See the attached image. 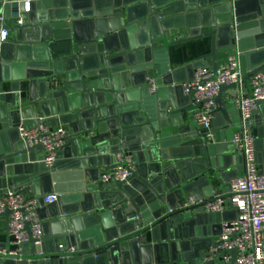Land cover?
Listing matches in <instances>:
<instances>
[{
  "label": "water",
  "instance_id": "1",
  "mask_svg": "<svg viewBox=\"0 0 264 264\" xmlns=\"http://www.w3.org/2000/svg\"><path fill=\"white\" fill-rule=\"evenodd\" d=\"M0 15V198L6 189L59 193L39 208L41 243L28 225L21 257L0 264H237L236 248L230 262L211 253L213 233L205 228L228 212L185 206L193 194H222L216 183L244 173L237 165L244 156L231 142L240 115L223 98H235L236 85L216 96L215 136L207 139L192 112L200 102L182 84L209 63L172 68L170 49L183 46L185 54L207 42L215 73L222 54L238 52L249 81L264 70V0H17L0 2ZM2 27L10 34L4 41ZM39 118L69 127L52 171L43 145L29 147L17 126ZM253 132L264 170V103ZM115 152L131 154L134 171L105 184L99 168ZM64 159L81 178L71 191L56 172ZM10 216L9 209L0 214L8 232Z\"/></svg>",
  "mask_w": 264,
  "mask_h": 264
},
{
  "label": "built area",
  "instance_id": "2",
  "mask_svg": "<svg viewBox=\"0 0 264 264\" xmlns=\"http://www.w3.org/2000/svg\"><path fill=\"white\" fill-rule=\"evenodd\" d=\"M17 0H0L7 4ZM27 5L32 0H25ZM44 1V0H36ZM4 16L0 15V22H4ZM22 23L21 20H19ZM10 34L2 27L1 40H7ZM240 53L228 55L215 73L213 64L209 59L207 66L195 69L193 78L182 84L183 93L200 102L199 107L193 112L194 119L198 123V132L207 139L214 138V120L218 103L216 96L221 87L236 85L235 98L231 101L239 112L240 127L235 132L232 144L235 152L244 156L242 167L243 175H237L229 179L228 191L211 200L199 199L194 194L187 198L186 207H196L207 213H224L235 211V216L225 220L221 225V233L210 248L211 253L221 257L225 262H230L232 256L228 255L230 249L238 251L237 264H264V170L258 160V150L255 147L254 118L264 103V70L244 79L239 60ZM148 82L151 92H155L157 85L153 78ZM250 88V90H248ZM20 137L29 147L42 144L46 150L43 162L52 171L57 159L56 152L63 149L67 143L69 130L64 125L49 126L41 118L33 127H27L24 122L18 125ZM113 162L105 168L101 174V180L105 184L113 179L123 181L134 171V163L131 154L115 152ZM0 198V214L5 210L11 211L9 226V241L7 246L0 247V258L21 257L23 244L29 240L27 226H31L33 238L41 243L43 236V221L39 215L41 203L49 205L54 203L59 196L58 192L46 195H31L22 189H6ZM65 249L60 245V250ZM75 246L69 248L70 252Z\"/></svg>",
  "mask_w": 264,
  "mask_h": 264
},
{
  "label": "crops",
  "instance_id": "3",
  "mask_svg": "<svg viewBox=\"0 0 264 264\" xmlns=\"http://www.w3.org/2000/svg\"><path fill=\"white\" fill-rule=\"evenodd\" d=\"M8 24H12V21H9ZM201 47L196 48L194 45H191L190 49L183 54V52H180V50L183 49V46L177 47V48H171L170 49V56H171V64H172V68H176V67H180L183 65L188 64L190 61L195 60V59H203L204 61L209 59L208 58V53L210 51V47L208 46L207 42H204L203 44L200 43ZM228 56V54L224 53L220 56L221 61H223L226 57ZM211 59V58H210ZM6 91L9 90V86L8 83H6ZM248 90H250V88H248ZM21 96H24V93L21 92ZM224 99L227 100H231L230 94L228 93H224L223 95ZM199 107L196 106L192 109V112H194L197 108ZM216 125H220L222 124V122L220 121H216ZM19 125V124H18ZM17 125V126H18ZM61 125V124H60ZM68 130L69 127L67 125H64ZM214 126V124H213ZM37 154V153H36ZM40 154V152H38V155ZM260 163V162H259ZM72 161L69 159H64V161H62L61 163V169L59 172L62 177H61V181H60V185L64 190H70L78 185L81 181L80 175L78 174V172H76V169L71 168ZM239 168H241L242 165L237 164ZM261 165V164H260ZM105 168L104 166L99 168V171L105 172ZM86 181H89V178H86ZM216 187H218L219 189H222V194H226L227 193V189H228V185L227 183H216L215 184ZM57 192V191H56ZM235 216V211L233 210H229L228 214L226 215V220H229L231 218H233ZM222 216L219 215L218 218L215 216L213 217V220H211L208 224L205 225V228H207V231H210V233L212 232V238H213V242L218 238L219 234L221 233V225L222 222L224 220H221ZM6 225V221L4 218H2L1 222H0V226L2 227V231L0 233V242L5 243L9 240V232L7 230H5L3 227H5Z\"/></svg>",
  "mask_w": 264,
  "mask_h": 264
}]
</instances>
